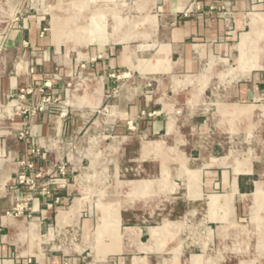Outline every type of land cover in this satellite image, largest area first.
<instances>
[{
    "label": "rangeland",
    "instance_id": "rangeland-1",
    "mask_svg": "<svg viewBox=\"0 0 264 264\" xmlns=\"http://www.w3.org/2000/svg\"><path fill=\"white\" fill-rule=\"evenodd\" d=\"M191 1L210 2V15L217 16L226 31L220 42L231 45L225 54L197 63L206 72L197 75L199 88L193 94L202 99L204 115L213 117L214 125L205 129L215 132L218 124L225 133L234 124L233 118L222 112L226 106L221 103L232 96V87L238 90L241 80H248L242 77L247 70L252 79L257 74L264 79V25L258 36L248 26L237 27L234 5L239 0ZM250 1L257 5L250 12L264 18V0ZM153 2L0 0V132L20 117L24 127L16 135L25 141L30 135L29 120L38 114L81 116L89 109L95 118L109 114L107 106L118 98L125 81L140 83L144 94L152 92L156 82L147 70L154 64L153 54L159 46L152 30L153 22H158ZM26 31H30L31 41L22 37ZM244 33L249 34L245 42ZM16 35L21 36L18 39ZM49 45L52 52L46 66L32 64L28 80L20 85L18 67L23 54L44 51ZM127 46L139 50L134 61L138 72L118 67V53ZM108 61H113L112 68ZM99 63L107 69L99 71ZM159 76L164 79L166 75ZM233 76L238 78L233 81ZM99 78H105L110 90L103 93L106 105L94 108L98 97L93 84ZM189 78L177 76L179 94L188 92L183 87ZM166 82L171 81L167 78ZM173 92L168 89L167 94ZM257 102H264V97ZM179 108L185 107L174 110L176 121L183 118L184 109ZM154 116L142 108L122 123V130L112 126L103 133L89 131L91 124L78 131L69 123L65 140L81 158L82 169L69 183L70 197L65 205L69 223L54 227L50 236L60 249L66 246L72 252H59L57 261L49 264H264V249L258 248L262 221L257 217L250 221L239 197H231L232 204H227L230 191L226 188L204 185L205 171L197 168L199 155L185 148L194 138H163L148 131ZM203 120L196 119L183 129L187 135L201 132ZM252 122L246 145L241 146L247 148L248 157L264 160L259 137L264 118L256 116ZM49 160V154L30 141L26 158L15 161L17 176L8 187L14 199L11 215L30 212L32 199L51 197L54 187L66 186L72 173L66 162L61 161L48 174L37 168ZM260 189L257 183V191ZM18 264L37 263L27 258Z\"/></svg>",
    "mask_w": 264,
    "mask_h": 264
},
{
    "label": "crops",
    "instance_id": "crops-1",
    "mask_svg": "<svg viewBox=\"0 0 264 264\" xmlns=\"http://www.w3.org/2000/svg\"><path fill=\"white\" fill-rule=\"evenodd\" d=\"M155 3L158 22H153L152 30L154 42L159 46L155 48L153 54L154 64L147 70L149 75H154L156 82L152 92L147 91L144 94V86L140 83L125 81L120 86L118 98L107 106L109 114L101 113L95 118L90 109L81 116L48 117L38 114L29 120L30 135L25 141H19L16 135L24 127V121L20 117L8 122L0 132V263L18 264L32 258L37 264H49L51 260L57 261L59 252L61 255H69L72 252L66 246L60 249L50 236L54 227H67L69 223V212L65 206L70 197L69 183L72 175L82 169L81 158L76 155L75 149L66 143L64 132L71 122L78 131H82L88 124H91L88 128L91 132L103 133L112 126L122 130V123L136 116L142 108L155 113L154 118L148 122L150 124L148 131L153 134L161 135L163 138L170 136L179 139L194 138L191 145L186 144L185 148L186 150L190 148V152L199 155L197 168L205 171L202 176L204 185H219L226 188L230 191V196L225 199L227 204H232L231 197H239L238 203L242 202L243 212L250 217V221L257 217L260 222L262 221L260 224L264 225V160L255 161L248 157L247 148L241 146L246 145L245 138L249 137L248 126L250 122L253 123V118L256 116L264 118V102H257L264 97V79L259 78L258 74L252 79L250 72L245 71L242 77L248 80H241L238 90L233 86L232 96L221 103L226 106L222 112L233 118L235 126L223 133L215 121L217 131L209 133L205 127L207 128L209 124L214 125L213 117L209 119L204 115L202 99L193 94L199 88L200 81H197V75L206 72L197 63L215 54H225L231 46L220 42L226 34L223 22L217 16L210 15L209 1L195 4L191 0H154L153 4ZM255 8L257 5H253L250 0H239L234 5L238 15L236 26L242 24L243 27L252 28L253 35H257L258 29L264 25V18L261 15L250 12ZM245 19H249L248 25ZM20 36L16 35L18 39ZM22 37L24 40L32 39L30 31H26ZM242 37L245 42L249 34L244 33ZM230 39L233 38H226ZM200 42L204 43L198 44ZM51 47L52 45H49L44 51L34 53L26 51L23 54L18 67L19 77L17 76L20 85L28 80L27 70L32 64L38 67L46 66L52 52ZM138 51L135 47L123 48V51L118 53V67L126 72H138L134 68ZM108 62L111 63L109 68H112L113 61ZM97 68L99 71L104 69L102 63H99ZM106 69L107 67L104 70ZM209 73L218 74L215 71ZM161 74L167 77L164 76L162 79L159 76ZM180 74L190 77L183 87L188 92L182 94L177 92V76ZM167 78L170 79V83L166 82ZM236 78L238 76H233V81ZM106 82L105 78H99L93 84L98 97L94 108L106 105V96L103 93L110 90V85ZM168 89L174 90L172 95L167 94ZM180 106L185 107L179 108L184 109L181 115L183 118L176 121L174 110ZM196 119L203 120L201 132H191L187 135V130L183 129V126L194 123ZM240 122L243 123L242 129ZM195 128H198L197 125ZM259 137L262 144L260 152H264V125L260 128ZM30 141L35 142L50 156L47 163L37 166L39 170L46 172L44 174L54 170L61 161L69 165L72 173L63 189L54 187L51 197L32 199L29 203L30 212L11 215L14 199L8 187L17 176L18 165L15 161L26 158ZM257 183L261 184L259 191ZM231 214L234 217L233 211ZM231 231L234 232L233 229ZM258 248L264 249V230L259 232Z\"/></svg>",
    "mask_w": 264,
    "mask_h": 264
},
{
    "label": "bare ground",
    "instance_id": "bare-ground-1",
    "mask_svg": "<svg viewBox=\"0 0 264 264\" xmlns=\"http://www.w3.org/2000/svg\"><path fill=\"white\" fill-rule=\"evenodd\" d=\"M258 188H259V186H258ZM16 233V232H15Z\"/></svg>",
    "mask_w": 264,
    "mask_h": 264
}]
</instances>
